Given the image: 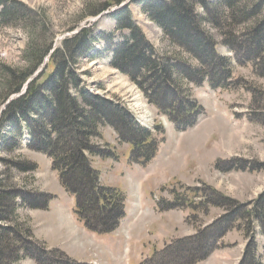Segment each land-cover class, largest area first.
Returning <instances> with one entry per match:
<instances>
[{"label":"rangeland","instance_id":"obj_1","mask_svg":"<svg viewBox=\"0 0 264 264\" xmlns=\"http://www.w3.org/2000/svg\"><path fill=\"white\" fill-rule=\"evenodd\" d=\"M111 1L9 0L35 21L30 23L23 19L7 25L0 18V64L14 71L26 70L29 67L26 52L38 37L39 44L48 48L49 53L30 78L41 69L44 70L39 75L50 74L57 62L56 53L64 52V42L84 28L94 30L95 40L101 41L88 47V54L78 48L74 54L79 62L74 68L82 87L98 101H109L125 109L139 126L152 130L160 144L157 156L148 165L131 166V146L121 144L113 128L104 126L101 128L102 139H94L92 143L106 153L114 150L120 161L86 154L103 185L122 190L128 195L127 199H132L126 202L127 212L140 205L139 213L130 220L129 226L124 218L121 227L107 235L83 230L81 225H78L79 229L75 228L63 208L49 213L19 204L18 219L11 223L21 231L31 230L30 234L37 242V250L32 255L43 264H192L206 252L201 251L204 243L197 239L198 234L204 230L207 233L214 224L231 227L222 236L219 247L196 264H249V247L254 241L259 243L257 256L264 264V223L255 216L260 203L264 202V54L261 52L264 46V0H250V5L257 7L253 11L254 20L236 26L234 37H230L228 26L221 20L218 27L207 23L202 28L209 33L216 51L231 60L232 79L227 88H213L209 79L200 86H189V93L204 107L205 113L186 131H178L149 101L147 91H142L126 74L112 66L114 53L107 48H112L110 37L106 43L102 35L115 34L114 44L128 32H116L117 21L111 14L117 7L112 6L109 14L96 20L105 10L102 6ZM131 1V19L156 54L164 57L171 54L170 51H178L183 53L189 67L197 62L187 52L171 45L168 36L142 3ZM209 1L211 6L219 0ZM94 9L100 12L97 16L91 15ZM196 12L201 17L214 19L209 14L210 8L205 6L198 5ZM227 38L232 39V44L225 42ZM106 49L107 57H97ZM125 85L135 89L137 102L144 105L145 109L137 111L140 115L131 109L132 103L121 87ZM7 95L5 80L0 79V112L14 94L2 101ZM172 104L178 106L179 103L175 100L167 105ZM144 114H149L148 120L142 119ZM43 118L46 114L37 109L28 116L25 124ZM9 126V131L4 134L10 132L9 136H16L17 127L14 123ZM5 137L1 134L0 182L4 188L11 190L10 193L25 191L26 196L39 195L38 203L49 194L55 198L57 195L68 206L67 211L71 209L73 196L66 194L48 156L27 147L28 135L22 138L21 148L17 150L11 145H2ZM14 163L35 164L38 168L34 172H23ZM73 175L85 180L81 171H74ZM167 201L178 205L177 208L160 210L158 204ZM95 213L101 217L106 214ZM260 213L264 216V210ZM70 214L79 221L75 211ZM9 223L0 221V225ZM91 224L100 226L97 221ZM20 239L18 237L20 244L9 241L10 250L14 247L19 251L25 246ZM10 250H3L6 259L12 254ZM35 258L25 257L15 264H40Z\"/></svg>","mask_w":264,"mask_h":264},{"label":"trees","instance_id":"obj_2","mask_svg":"<svg viewBox=\"0 0 264 264\" xmlns=\"http://www.w3.org/2000/svg\"><path fill=\"white\" fill-rule=\"evenodd\" d=\"M124 1L126 0H112L102 7L104 11H110L112 6H120ZM131 2L142 3L153 21L168 36L171 45L187 52L191 59L197 62L189 67L186 65L188 61H184L181 55L183 53L178 51H170L171 54L164 57L156 54L146 37L133 23L129 6H126L111 15L117 21L116 32L127 31L128 35L114 44L112 41L115 39V34L102 35L106 43L110 37L112 48L109 46L107 48L114 53L111 64L126 74L142 91H147L149 101L170 119L178 131H186L194 127L200 116L205 113L204 107L189 93L191 92L189 86H200L209 79L213 88H227L232 79L231 60L216 51V46L209 40V33L204 32L202 28L207 23L218 27L221 20L228 26L232 34L230 37H234L233 30L236 26L254 20L253 11L257 7H252L250 0H219L211 6L208 5L209 0H199L196 3L193 0H132ZM198 5L210 8L209 14L213 15L214 19L210 20L198 15L196 12ZM93 13L97 16L100 12L94 9L91 15ZM0 18L7 25L17 24L23 19L30 23L35 21L30 18L29 13L25 14L19 5L9 3V0H0ZM95 37L94 30L84 28L64 42V52L56 53L57 64L53 61L54 70L50 74L40 75L29 85L24 96L14 100L3 111L0 129L4 127L3 125L5 127L2 128L0 137L1 134L7 136L3 139V146L11 145L17 150L21 148L22 138L28 134L31 140L27 147L48 156L52 162V170L60 176L62 186L69 194L75 196L76 214L85 227L99 234H108L115 231L125 217L127 197L122 190L101 183L99 173L91 166L90 156L118 159V155L112 151L106 153L104 150L96 149L92 141L102 139L101 128L112 127L117 133V140L132 147L130 164L140 166H146L155 159L160 142L152 130L139 126L125 109L109 101H98L86 87H82L80 76L75 69L79 64L78 57L76 58L74 54L77 48L88 54L90 46L101 41L95 40ZM32 42L25 57L29 64L26 69L28 72L14 71L0 64V72H2L0 79L5 80L8 91V95L2 101L12 93H19L42 64L44 56L48 55V48H43L39 44L38 37ZM225 42L232 44V39L227 38ZM108 51L106 49L97 57H107ZM261 52L264 54V46L261 47ZM175 100L178 101V106L167 105ZM37 109L41 112L43 110L46 118L25 124L28 116ZM13 123L18 129L16 136L14 134L9 136L10 132L4 134L11 127L9 124L13 125ZM14 165L23 172H34L38 168L35 164L14 163ZM74 171H81L85 180L76 178L73 175ZM10 192L11 190L5 189L4 184L0 182V221L10 222L7 226L0 225V264H15L25 257L35 258L32 254L37 250V242L33 240L31 230L21 231L17 225L11 223L18 219L17 206L20 204V206L47 211L50 203L55 200V197L49 194L48 198L38 203L39 195L30 197V194L26 196L25 191L22 194ZM260 204L255 216L258 221L264 223V216L260 213V210H264V202ZM177 206L170 201L159 204L162 211ZM97 211L106 214L101 217V214L95 213ZM93 221H97L100 226L92 225ZM230 227L214 224L207 229L208 234L205 230L200 232L197 239L203 240L201 251L206 252L203 258H196L192 264L207 259L212 250L219 247L222 236ZM18 237L22 238L20 241L25 246L19 251L14 247L10 250L9 241L20 244ZM4 242L9 243L5 245ZM4 249L12 253L8 259L3 252ZM257 251V241L251 242L249 254L247 252L249 264H263L257 256ZM35 260L43 264L40 260L36 258Z\"/></svg>","mask_w":264,"mask_h":264},{"label":"crops","instance_id":"obj_3","mask_svg":"<svg viewBox=\"0 0 264 264\" xmlns=\"http://www.w3.org/2000/svg\"><path fill=\"white\" fill-rule=\"evenodd\" d=\"M66 194H67V193H66ZM72 199H73V197H72ZM128 199H131V198H128ZM128 199H127V201H128ZM131 200H132V199H131ZM53 202H54V203L51 204V207H50L46 212L53 213V212H55L56 210H58V209H60V208H63V209H65V211H66V213H67V215H68V218H69V220L71 221V223H72V224L75 223V224H73L75 228L79 229V228H78V225H81V226H82V224H81L79 221L74 220V218H73L72 215L70 214V211H71V212H74V208H73V207L67 211L68 206H65V205H64V203L62 202V200L60 199L59 196H57L56 199H55V201H53ZM74 204H75V199H74ZM139 206H140V205H139ZM139 206L135 205V208H134V210H133L132 212H130V211L127 212V211H126V218H125V219H127V222L125 223L126 225L129 226L130 222L133 220V217H135V216L138 215V213H139V209L141 208V207H139ZM142 209H143V207H142ZM140 215H141V213H140ZM140 215H139V216H140ZM130 220H131V221H130ZM124 226H125V225H124ZM124 226H123V227H124ZM82 227H83V226H82ZM83 230H85L84 227H83ZM81 231H82V229H81ZM258 244H259V243H258ZM262 244H263V242H262ZM259 247H260V246H259ZM212 255H213V254H212ZM210 258H212V256H211ZM209 261H210V260H209ZM201 264H203V263H201Z\"/></svg>","mask_w":264,"mask_h":264},{"label":"water","instance_id":"obj_4","mask_svg":"<svg viewBox=\"0 0 264 264\" xmlns=\"http://www.w3.org/2000/svg\"><path fill=\"white\" fill-rule=\"evenodd\" d=\"M129 5H130V0H126V1H124L120 6H117L116 11H117L118 9H120V8H123V7L129 6ZM113 11H114V9H113ZM104 14H109L108 10H106V11L102 12L101 14H99V15H98V18H97L96 20L100 19ZM43 70H44V69H41L38 73H36V75H34L32 78H30V79L27 81V83L23 86L22 90H21L19 93L14 94V95H12V96L9 98V100L7 101V103H6V104L4 105V107L1 109V112H0V119H1V117H2V113H3V111L5 110V108H6L9 104H11L14 100H16V99H18V98L24 96V95L26 94L27 90H28L29 85H30L34 80H36V79L40 76L39 74H40L41 72H43Z\"/></svg>","mask_w":264,"mask_h":264},{"label":"bare ground","instance_id":"obj_5","mask_svg":"<svg viewBox=\"0 0 264 264\" xmlns=\"http://www.w3.org/2000/svg\"><path fill=\"white\" fill-rule=\"evenodd\" d=\"M117 9V8H116ZM116 9L114 10V11H116ZM122 88H124V90H125V95L127 96V98L129 99V101L132 103L131 104V109L134 111V112H136V113H138L139 115L141 114V113H139V112H137V111H142L143 109H145V107H144V105H142L141 103H138L137 102V93H135L134 92V90L132 89V88H129V87H127L126 85L125 86H121ZM140 96V95H139ZM139 101V100H138ZM151 113V112H150ZM149 114H147V115H143V120L145 121V120H148L149 118H147V116H148ZM75 205H76V198H75Z\"/></svg>","mask_w":264,"mask_h":264}]
</instances>
